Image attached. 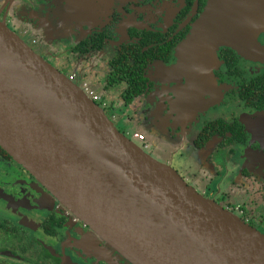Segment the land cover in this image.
I'll use <instances>...</instances> for the list:
<instances>
[{
  "label": "flooded vegetation",
  "instance_id": "flooded-vegetation-1",
  "mask_svg": "<svg viewBox=\"0 0 264 264\" xmlns=\"http://www.w3.org/2000/svg\"><path fill=\"white\" fill-rule=\"evenodd\" d=\"M208 1L0 0V20L59 71L88 84L114 124L126 109L145 105L150 134L160 133L158 122L192 152L193 166L187 159L181 173L173 166L180 176L264 233V31L253 51L221 46L203 83L172 72ZM118 58L142 78V92L129 103V77L112 80ZM114 88L125 111L109 94ZM144 144L157 147L152 139ZM171 160L164 163L172 167ZM0 170V264H135L107 252V242L1 152Z\"/></svg>",
  "mask_w": 264,
  "mask_h": 264
},
{
  "label": "water",
  "instance_id": "water-1",
  "mask_svg": "<svg viewBox=\"0 0 264 264\" xmlns=\"http://www.w3.org/2000/svg\"><path fill=\"white\" fill-rule=\"evenodd\" d=\"M262 31L264 0H209L172 72H186L193 86L203 83L221 46L253 51ZM0 148L135 264H264V233L119 131L75 80L4 20Z\"/></svg>",
  "mask_w": 264,
  "mask_h": 264
},
{
  "label": "rangeland",
  "instance_id": "rangeland-1",
  "mask_svg": "<svg viewBox=\"0 0 264 264\" xmlns=\"http://www.w3.org/2000/svg\"><path fill=\"white\" fill-rule=\"evenodd\" d=\"M22 37L27 41V38L25 36H22ZM29 44L32 45L30 42H29ZM34 48L36 50H38L35 46H34ZM65 73L67 74V72H65ZM73 79L78 84H81V82L78 81L76 78H73ZM115 90H117V88L110 90L109 94H111V97H113V95H114L113 99H116V101L114 103H116V106L119 107V110H124L125 107L123 106L122 101L118 98V95H119V93L117 92L118 90L117 91H115ZM109 100L110 99L107 96L106 101H109ZM153 101H154V99H150V102H153ZM145 107H146L145 105L142 106L140 108V110L137 112H133V110H128V109H126V111L124 110L126 115L121 116L120 117V123H117L115 125L119 129L125 130V134L128 138H130L132 141H134L136 144H138L145 152H147L149 155H151L156 160L164 163L167 160V158L172 157V160L170 161V163H172L171 164L172 167L174 166L176 169H178L179 172L181 171L180 167H183L180 163H182V162L184 163V159H187V166L186 167L189 168L190 166H193L192 152H190L191 150L189 148H186V146L179 147V145H180V143H179L180 137L179 136H176L173 133H169L167 131L161 130V124L158 122H157V127L159 128L160 133L158 132V133L153 134V135L150 134L151 128L149 130V128L147 127L149 120L145 118V116H146L145 110H147V112H148V109H145ZM105 111H106V114L108 115L109 118L114 119L112 112L109 109H105ZM134 131H137L138 133L143 134L145 136L146 141H148V139L149 140L152 139L155 143H157V147H155V149H152L150 147L144 148L143 141L134 137V134H133ZM154 132L155 131H153V133ZM185 150H186V152H185ZM205 166H207V164ZM0 176L2 178L1 170H0ZM21 180H25V182H28L27 179L21 178ZM0 182H2L1 179H0ZM198 189L200 190V188H198ZM0 205L3 206L4 204L2 202H0ZM95 238H97L98 241L101 240L100 238H98V236H95ZM103 246L107 252H109L110 249L112 251L114 250L108 244L104 243ZM114 252L116 253L115 250H114Z\"/></svg>",
  "mask_w": 264,
  "mask_h": 264
},
{
  "label": "trees",
  "instance_id": "trees-1",
  "mask_svg": "<svg viewBox=\"0 0 264 264\" xmlns=\"http://www.w3.org/2000/svg\"><path fill=\"white\" fill-rule=\"evenodd\" d=\"M124 59L118 58V60H115L117 70L115 73H113L112 80L113 77L117 80H119L120 78H125L121 76L129 77V87L123 92L124 100L126 101V103H129L135 96L142 92V87L140 84V80H142V78L140 77V73H138L135 78L136 74L130 71V67L126 64H122ZM0 152L6 157L11 158L2 148H0Z\"/></svg>",
  "mask_w": 264,
  "mask_h": 264
},
{
  "label": "built area",
  "instance_id": "built-area-1",
  "mask_svg": "<svg viewBox=\"0 0 264 264\" xmlns=\"http://www.w3.org/2000/svg\"><path fill=\"white\" fill-rule=\"evenodd\" d=\"M70 79H73L74 77H73V75H71V76H68ZM74 80V79H73ZM83 89H84V91L86 92V94H88V96L92 99V100H94L95 102H97L98 101V99H99V96L97 95V93L88 85V84H79ZM98 103V102H97ZM134 137H136V138H138L139 140H142L143 141V146H144V148H146L147 147V145L146 144H144V141H145V136L143 135V134H141V133H136V134H134Z\"/></svg>",
  "mask_w": 264,
  "mask_h": 264
}]
</instances>
